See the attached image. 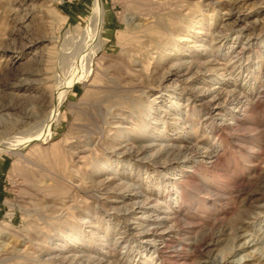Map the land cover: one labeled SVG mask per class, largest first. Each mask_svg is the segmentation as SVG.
Segmentation results:
<instances>
[{"label":"rangeland","instance_id":"obj_1","mask_svg":"<svg viewBox=\"0 0 264 264\" xmlns=\"http://www.w3.org/2000/svg\"><path fill=\"white\" fill-rule=\"evenodd\" d=\"M0 141V264H264V0H0Z\"/></svg>","mask_w":264,"mask_h":264},{"label":"bare ground","instance_id":"obj_2","mask_svg":"<svg viewBox=\"0 0 264 264\" xmlns=\"http://www.w3.org/2000/svg\"><path fill=\"white\" fill-rule=\"evenodd\" d=\"M190 30H191V28L189 27L188 28V32H190ZM97 46V45H96ZM95 49V48H94ZM89 51V50H88ZM91 51V50H90ZM97 52H99V50H94V52L92 53V57L96 54L97 55ZM98 56V55H97ZM97 59V58H96ZM92 60V59H91ZM93 65V64H92ZM93 71V70H92ZM81 73V72H80ZM91 73L92 72H88L87 73V75H84L85 73H83L82 75H81V77L79 78V82H81V83H83V84H85L86 85V83L89 81L88 80V78L91 76ZM76 81H78V79L76 80ZM71 83V82H70ZM69 83V84H70ZM65 87H66V85H65ZM64 87V88H65ZM61 88V87H60ZM69 89L67 88V90H66V92L68 91ZM65 94V93H64ZM61 97V96H60ZM59 98V97H58ZM58 100V99H57ZM59 102V101H58ZM56 108V107H55ZM57 111V110H56ZM56 111H53L52 112V114H51V120H49L48 122H47V124H48V126H50V123H52L54 120H56V118H57V114H56ZM48 128V127H47ZM48 136H49V134H48ZM48 136H46V132H44V133H42V134H40L39 136H37V137H33V138H31V140L29 141L30 142V144L31 143H33V142H40L41 143V141H43V139H46V137L48 138ZM11 139V138H10ZM10 142V141H9ZM25 144V143H24ZM27 144V143H26ZM32 145V144H31ZM11 146V144L10 143H2L1 144V141H0V150H2V149H7V148H9ZM13 146H11V148H12Z\"/></svg>","mask_w":264,"mask_h":264}]
</instances>
